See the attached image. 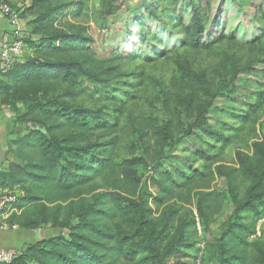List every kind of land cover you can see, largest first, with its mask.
Instances as JSON below:
<instances>
[{"label":"trees","instance_id":"obj_1","mask_svg":"<svg viewBox=\"0 0 264 264\" xmlns=\"http://www.w3.org/2000/svg\"><path fill=\"white\" fill-rule=\"evenodd\" d=\"M113 1L102 0L104 10L99 13L109 14ZM209 7L202 6V0H143L136 11L147 14L140 13L135 22L150 42L147 52L154 58L165 55L173 33L183 36L180 44L175 40L176 45L196 48L226 40L223 34L215 38L216 22L208 24L206 19ZM85 8L84 0H31L26 10L34 17L27 41L31 52L0 71V107L21 103L25 107L21 119L34 126L9 140L6 155H14L16 161L6 168L0 165V185L23 193V210L9 223L31 230L52 224L70 231L68 236L27 244L12 260L0 264H175L195 258L192 250L199 230L186 220L163 244L169 219L161 213L155 220L154 214L173 202L180 203L181 209L195 204L205 235L225 203H231L227 225L207 242L203 260L264 264V239L250 242L264 218V134L252 143L251 154L244 151L251 150L248 141L258 136L255 117L264 105V68H248L256 74L251 83L255 90L243 98L244 106L227 111L228 120L211 117L217 95L207 82L190 72L182 74L185 98L175 109L170 106L162 121L151 117L150 132L138 155L121 162L117 160L120 120L130 109L128 104L138 98L145 71L135 63L133 51L123 54L116 48L105 59L96 55L90 29L77 22ZM262 32L245 43L258 46L264 62ZM135 37L132 34L129 41ZM226 61L229 70L236 72L235 61ZM123 62L131 67L128 81L119 71ZM83 79L100 84L115 81L121 87L110 88L87 105ZM228 88L217 93L226 97ZM182 105L193 111L188 124L176 119L175 111ZM177 134L199 136L202 148L192 152L187 162L162 169L166 149L177 143ZM237 143L244 148L234 152L242 184L236 181L234 168L214 166L217 156ZM197 161H203V167H195ZM150 167L153 172L145 177ZM98 178L108 190L94 193L89 185ZM217 178L227 180L225 193L214 188ZM190 214L195 218L191 209Z\"/></svg>","mask_w":264,"mask_h":264},{"label":"rangeland","instance_id":"obj_2","mask_svg":"<svg viewBox=\"0 0 264 264\" xmlns=\"http://www.w3.org/2000/svg\"><path fill=\"white\" fill-rule=\"evenodd\" d=\"M84 1L86 8L83 16L77 22L90 29L92 37L95 40L92 46L96 55L101 59H105L114 54L116 48L126 53L133 51L136 54L135 63L143 66L145 71L144 82L139 87L138 98L128 104L130 109L127 110L120 120L119 131L117 133V136L120 138V149L117 160L122 162L128 158L137 156L141 150L143 140H147L146 133L150 132L149 120L151 117L162 121L170 113L169 107L171 106L175 109L179 105V102H181L179 101L180 98H185L186 92L183 91L182 74L187 72L196 74L203 81L207 82V86L210 87L211 92L217 95L214 106L210 111L212 118L220 117L228 120L229 115L227 111L231 108L244 106L243 104L246 101L243 98L255 90L251 83L256 74L254 71H249L248 68L252 67L254 70L263 69L264 62H262V58L260 60V57L263 55L258 54V49H256L258 46L245 42L252 35L256 36L260 29L263 32L259 36H264V0H202V6H207V4L210 6L206 15L208 24L214 20L216 22L215 38L223 34L228 36L227 39L221 42L209 41L210 44L207 47L196 48L190 45H176L175 40L182 39L183 36L175 33V36H178L177 38L173 33V38L170 39L172 43L168 45V50L165 51L166 54L157 55V58L152 57L151 52H147L146 48L149 47L150 42L146 37V39L144 38L142 30L137 29L138 26L135 22L136 17H139L140 13L147 14L146 10L136 11L143 0H114L113 9L110 10L109 14L103 12V15L99 13L103 9L102 0ZM4 3L9 4L12 11L20 19L17 24L20 26V29L16 32L17 29L16 31L14 30L13 26L15 25L12 23L11 18L2 13L0 14L10 25V39L22 42V52L15 58L23 61L31 52L27 41L31 34L29 22L34 17L26 13L27 8L31 5V0H0V4ZM132 34H136L137 38L135 37L133 41H129ZM180 42L179 40V44ZM164 48V46H159V50ZM229 58L233 59L237 64L236 72L229 70L231 67L226 61ZM119 66V71L123 74V80H130V76L126 74L131 70V67L124 62L120 63ZM227 86H229L227 96L220 97V93L217 92L222 91ZM113 87L120 88L121 86L119 87V83L115 81L111 84H100L83 79L82 93L84 103L87 105L91 104L94 97L104 95L107 90ZM230 93L233 94L229 95ZM185 108L187 106L182 105L178 111H175V115L177 120L180 119L185 124H188L192 121L191 115L193 111H186ZM10 111L12 112L10 118L7 119L5 114V117L3 116L7 121L5 126L2 127L3 129H0V137L5 135L7 139L20 137L34 127L32 124L26 123L21 119L22 113L25 111V107L21 103H13ZM255 120L258 136L248 141L251 150H244V148H241L242 145L240 143L233 144L231 149L217 156L219 162L214 165H225L237 170L235 178L239 184H242L243 175L239 169V165L235 162L234 152L236 150H244L251 154L252 143L262 138L264 134V105L256 113ZM99 139L103 140L105 137ZM176 139L178 140L177 143L166 149V157L163 160L164 165L162 169L175 168L183 162H187V159L192 158V152L202 148V139L199 136L184 138L183 134H177ZM13 161H16L14 155H5L4 159H1L0 165L6 168ZM209 164H212V162ZM195 167H203V161H197ZM152 172L153 168L150 167L145 171V177L150 176ZM89 186L94 189V193H100L109 188L100 178L96 179ZM213 186L221 193H225L228 189V183L225 178H217ZM180 206V203L173 202L168 208L164 210L162 208L160 212L154 214L155 220L159 218L161 213L165 218L169 219V230L166 232L163 241L164 245L168 239L174 236L181 222L184 220L190 222L192 228L199 230L197 246L192 250L195 258L176 260L174 263L192 264L195 262V264H217L216 262L203 260V257L207 253V242L214 240L222 233L227 225V219L232 212L233 205L229 202L225 203L223 212L216 216L215 223L212 224L206 235L203 233L201 225L198 222L199 216L197 215L195 204L187 205L185 209H181ZM190 209L194 211L195 218L190 214ZM11 229L13 227L7 230H0V243L5 247L13 249H21L27 244L45 238L59 235L68 236L70 234L68 229L54 227L52 224L42 226L36 230L19 229L20 231H16V229ZM16 232H19L20 235L16 236ZM263 239L264 218L259 221L257 233L251 237L250 242L254 243ZM249 251H252L251 247H249ZM6 252L10 253L9 250Z\"/></svg>","mask_w":264,"mask_h":264},{"label":"built area","instance_id":"obj_3","mask_svg":"<svg viewBox=\"0 0 264 264\" xmlns=\"http://www.w3.org/2000/svg\"><path fill=\"white\" fill-rule=\"evenodd\" d=\"M9 16L12 20V23L16 26L14 30L18 32L20 26H18V22L20 21L17 14L12 11V8L9 4L4 3L0 4V14ZM23 49L22 42L16 40H12L10 38H4L0 40V71L6 70L11 65L19 60L15 58L16 56L21 54V50ZM23 196L21 190L14 188L10 189L8 187H4L0 185V230L10 229L11 226L9 223V219L14 214H20L23 210V206H21L20 198ZM15 254L7 253L5 251H0V262H7L14 258Z\"/></svg>","mask_w":264,"mask_h":264},{"label":"crops","instance_id":"obj_4","mask_svg":"<svg viewBox=\"0 0 264 264\" xmlns=\"http://www.w3.org/2000/svg\"><path fill=\"white\" fill-rule=\"evenodd\" d=\"M10 31H11V28H10L8 21L5 18L0 16V40H3L4 38H10ZM10 110H11V105H1V107H0V129L5 126V123L7 121L6 119H4V117L6 116L8 119L12 116V112ZM4 114H5V116H4ZM11 139H13V138L7 139L6 135L0 137V161H1V159L2 160L4 159V157L7 153V150H8V142L7 141H9ZM15 229H16V231H20L19 229H21V228H19L18 226H14L13 229H11V230H15ZM19 235H20L19 232H16V236H19ZM1 249L5 250V252L7 250H9L10 253H13L16 255L18 252H20V250L22 248L21 249H13V248L5 247L2 243H0V251H3Z\"/></svg>","mask_w":264,"mask_h":264}]
</instances>
